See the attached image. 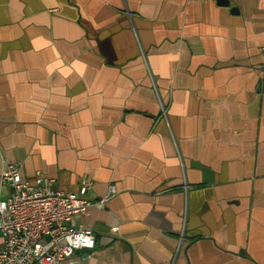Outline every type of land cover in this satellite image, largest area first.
Masks as SVG:
<instances>
[{
  "label": "crops",
  "instance_id": "1",
  "mask_svg": "<svg viewBox=\"0 0 264 264\" xmlns=\"http://www.w3.org/2000/svg\"><path fill=\"white\" fill-rule=\"evenodd\" d=\"M6 162L115 185L77 264H264V0H0Z\"/></svg>",
  "mask_w": 264,
  "mask_h": 264
},
{
  "label": "built area",
  "instance_id": "2",
  "mask_svg": "<svg viewBox=\"0 0 264 264\" xmlns=\"http://www.w3.org/2000/svg\"><path fill=\"white\" fill-rule=\"evenodd\" d=\"M0 182L9 188L0 198V264H77L96 242L93 231L74 220L89 207L106 208L117 193L109 183L103 195L91 198L87 179L75 191H63L42 173L24 176L18 162L4 164Z\"/></svg>",
  "mask_w": 264,
  "mask_h": 264
},
{
  "label": "water",
  "instance_id": "3",
  "mask_svg": "<svg viewBox=\"0 0 264 264\" xmlns=\"http://www.w3.org/2000/svg\"><path fill=\"white\" fill-rule=\"evenodd\" d=\"M217 2H218V4H220V5H228V0H217ZM231 11H232V12H236L237 9L231 7Z\"/></svg>",
  "mask_w": 264,
  "mask_h": 264
}]
</instances>
